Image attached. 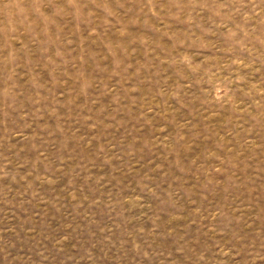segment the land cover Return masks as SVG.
<instances>
[{"label": "rangeland", "instance_id": "obj_1", "mask_svg": "<svg viewBox=\"0 0 264 264\" xmlns=\"http://www.w3.org/2000/svg\"><path fill=\"white\" fill-rule=\"evenodd\" d=\"M0 264H264V0H0Z\"/></svg>", "mask_w": 264, "mask_h": 264}]
</instances>
